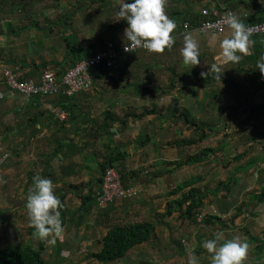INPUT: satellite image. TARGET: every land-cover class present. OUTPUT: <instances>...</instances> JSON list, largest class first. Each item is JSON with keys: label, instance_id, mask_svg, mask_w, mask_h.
I'll return each mask as SVG.
<instances>
[{"label": "crops", "instance_id": "1", "mask_svg": "<svg viewBox=\"0 0 264 264\" xmlns=\"http://www.w3.org/2000/svg\"><path fill=\"white\" fill-rule=\"evenodd\" d=\"M63 1L65 0H59L56 4L49 2L47 9L41 11L40 14L43 17L45 16V18L48 17L49 19H52L50 16L63 18L64 13H59L62 9V5L68 4V8L73 7V4L69 5V2ZM190 1L193 2L190 3L193 4V9L195 11H199L202 4L206 2H208L207 4H213L215 0H166V14L176 21V28L172 33L175 38V42L171 48H165L163 52L159 53L145 50L123 54L118 60V66L115 72V76L117 75L116 79L110 82H104L102 79L97 78L93 81L92 86L89 89L82 90L70 97V100L67 103V105L70 106V109H65L56 104L55 100L53 101L54 97L47 99L41 98V102L39 103V112L41 111L43 113L39 116V133H48L47 140L50 138L52 139L50 141L53 142V147L55 146L54 142L56 139L64 137H68L69 141H73L75 143L74 149L72 146L64 148L63 151H59L58 149V155L53 156L51 160L48 159L47 155L52 151L53 147L49 151L39 152V168L44 170L47 167L46 163L50 164V174H46L43 177L51 178L50 176L53 175V177L56 178L53 184L60 185V183L62 184L63 182V185L65 184L70 186L74 183H67L64 179L68 177L73 178L75 175L81 174V180H84V182L80 184V187L82 184L84 185V192L88 190L87 184L88 182L91 183V180H94L92 187L96 188L95 179H97L98 176H96L97 178L93 176L91 179V176L86 173L90 170L93 171L94 169L88 165L89 162L88 159H86V156L90 154L94 162H96L97 167H99V164L103 160V157L100 156V154L105 152V150L90 149L91 151H88L86 150L84 143L87 138H91L96 134L93 131L99 128L98 123L102 120L106 109H110L112 113L121 116L128 108H135L138 113L142 112L145 107L148 109H155V112L147 113L140 118L131 117L128 122V128L126 130L127 133L121 134L117 131V123H115L112 126L111 133L108 135L104 134L99 137L100 143H102L101 139H103V142H105L103 144L111 145L110 142H114L120 143V147H122V149L126 147L128 155L122 162L125 168H141V166L146 167L150 163V168H145L143 170L145 173L152 168L155 169V166L152 164L157 161L173 160L178 158L175 154L177 153L178 148L175 145L170 144V141L172 140H168L169 138H167L163 141L162 138L165 137L164 133L163 137H161L160 133H157L156 131L161 130V128L166 125L162 124L156 126L154 122L157 123L160 117L166 116L165 119L170 120L169 126H172V129L169 128V130H171L172 133H174L177 128L172 125L173 123L171 121H175L176 123L181 122V127L184 124L185 127L188 128L189 124L181 121L182 113H185L187 117H192L191 119L189 118L191 121L194 118L197 123L196 118L191 113L187 112L194 110V107L204 105L203 102L206 95L204 92L205 88H213H208L209 85H206L202 81V73H213L214 70L218 72L222 71V69L228 68L229 73L236 72V74H240L239 76L242 75L237 68L236 62L221 63L218 65V68L213 67L217 65V62H219V41L228 34V28H225V30L221 33H212L198 28L196 24L191 25L188 21L185 22L188 23L189 28H184L183 12L185 6L188 5V2ZM11 4L12 2L7 6L11 7ZM78 5L82 7V11H89L93 15V11H97V14H100V19L104 20V22L97 24H104L105 27H107L103 31L99 30V32H96L95 36L90 38H87L85 35L90 30H83L84 34L81 35V37L84 36L85 40L93 41L97 37L102 36L106 41L111 40L117 43L127 41H124L123 39L124 29L127 27V21L118 17L117 9L120 6L118 0H82ZM78 5L73 8V11H79ZM55 11H57V13L52 16V13ZM243 12L245 11L243 10ZM95 16L97 18V15ZM88 17L91 18L90 13L88 14ZM97 24H90V26ZM89 28L91 29V27ZM66 33H72L71 29H69ZM188 35L195 39L200 48V63L193 67L191 64H185L183 62L181 53V50L184 47V39ZM0 45L3 46L4 42L0 43ZM45 48H39V59H62L60 54H64V52L57 53L56 50L54 54L47 50L44 57L41 52H43ZM31 49L32 48H29V50ZM251 50H253V47H250V51ZM27 51L28 47L26 48L25 53ZM0 62L2 61L0 60ZM214 81L217 82V88H221L222 91L220 94L222 96L220 100L207 99V104H218V109H220V111L211 112L209 107L206 112H201L195 109L194 111L197 114L196 115L194 113L195 116L206 115L205 120L200 121L202 126L201 128H205L204 130L209 132L208 128L212 127L214 124H218L219 126L224 125L219 124V122L216 121H222L221 118H224L225 121H229V119L232 118L231 116L233 115V112H230L228 105H235V107H237L240 111L239 118L234 123L237 128L236 133L231 127L233 133L232 131L231 133L219 131V133L208 134H211V136L213 135L212 138L214 137L216 142L217 140H220L222 136H225L219 144L222 146L229 145L230 148L234 146L233 150H237L236 153H241L245 148L249 149L251 146H254L250 153L244 156L245 160L240 161V163L247 162L253 155H259L261 158H264V146L260 143L259 139L260 133L250 132L252 123L254 122L263 123V127L260 131H264V116L259 114L257 115L256 112L253 115H250L251 117L244 115L247 113L246 108H249L250 104L262 103L264 101V96L258 91H255V94H252L254 91L253 88L255 89L256 87L255 85L251 86L252 90L248 92L247 98H245L242 95L232 93L231 87L227 86L225 79L219 80L218 78H215ZM219 82L223 84V87H219L221 86ZM146 87H148V90L144 89ZM4 100L8 106L5 108V112H7L6 116H9V114H11L10 111L12 104L15 105L12 108L13 111L15 109L21 111V109H23L22 106L26 105V100H28V98L19 94H13L11 97H7ZM172 106H175L173 115H166V109L168 110ZM224 106L226 107L222 109ZM51 108H60L69 112V118L68 121L66 120L65 126L62 127L57 122L58 119L56 117L54 118ZM21 114H25V112H22ZM51 114L53 116H51ZM178 116L180 118H178ZM208 117H210L211 121L208 120ZM59 121L61 122L63 120ZM222 123L224 122L222 121ZM115 130L116 132H114ZM152 130L156 132L154 133L158 142L156 145H152L148 142L147 144L140 146L137 142H130V140L125 141L128 134H132V139H136L140 132L148 133ZM204 140H207V138ZM174 147L175 152L172 151V148ZM157 149L162 150V153L165 156H160V154L156 153ZM2 159L3 157L0 158V163ZM119 164L122 165L121 163ZM261 165L262 167L260 169L262 172L251 169V172L241 175L235 185L230 189L226 198H221L219 196V198L216 199H207V201L210 200V202L207 203L205 207L207 212L220 216L225 221L227 220L226 222L229 226L225 230H222L224 232V239L226 238L227 233L229 239L239 237L241 240H246L248 242L249 249L245 260V263L247 264H264V254L262 253V251H264V197L260 199L255 198L256 192L259 193L261 188L264 187V162L261 163ZM54 167H57L58 171H56ZM180 169L187 170V167L183 166L182 168L177 169V171ZM182 174L184 175V173ZM184 176L188 178L187 174ZM162 177L165 178V176L156 177L149 184L142 182L141 188L145 192V195L134 199V202L132 201L134 203L133 205L135 206V203L137 202V206H141V202H144L147 199L146 196L149 194V189L154 188L156 186V182L159 183L163 180ZM186 178H183L181 181ZM157 195L158 193L154 197L151 195V198L155 201L158 198ZM241 201L246 203V210H244L242 214L237 215L231 222L230 216L235 212L236 207L241 203ZM123 203L124 202H122L121 205ZM126 206L127 203L125 207ZM154 207L158 211H163V208H161V210L159 209V207H161V202H158ZM163 207H165V204ZM121 208L123 209L124 207ZM96 209H98V207L94 206L93 211ZM244 213H247V215ZM172 216H174V214ZM164 221L168 222L166 218ZM68 230L69 229H66L65 231ZM244 231H247L251 236H247ZM68 240L71 239L64 238L65 242Z\"/></svg>", "mask_w": 264, "mask_h": 264}, {"label": "trees", "instance_id": "2", "mask_svg": "<svg viewBox=\"0 0 264 264\" xmlns=\"http://www.w3.org/2000/svg\"><path fill=\"white\" fill-rule=\"evenodd\" d=\"M21 1V2H20ZM38 1H43V0H18L15 2V0H12V4L10 10H18L19 13L23 12L25 14L24 16H27L31 12V5H33L35 2ZM82 0H80L79 3H81ZM94 1V0H93ZM78 3V4H79ZM189 4L185 6L184 12H183V19L184 22L188 21L191 25L196 24L197 26L200 25L202 20H205L208 18V16L203 15L200 13L201 9L203 7H208L210 5L207 4L208 2L202 4L200 10L195 11L193 9V2H188ZM8 0H0V9L4 5H8ZM16 4V5H15ZM214 4L218 9L224 10V8H231L233 11V14H235L240 20H242L245 25H250L254 23H258L264 20V5H261L255 0H215ZM79 8L82 9L80 5H78ZM224 6V7H223ZM245 11V15H240L241 11ZM74 12V11H73ZM73 12H70L68 15H65L64 18H58L60 22L58 24H62L63 27L59 28L60 31V38L63 39L64 44H65V52L62 56L61 60L57 59H50V60H45V59H40L38 63H36L34 60H31L30 62H25L14 60L12 57H9V59L4 60V62H12L16 67H14V71L18 74L17 78L20 81H24L26 79H35L38 80L39 77H41L42 73L45 70H53L51 68H54V72L56 74V79L57 82H61L62 77L65 73V71L74 65H76L79 61L86 59L90 57L91 55H94L97 53L99 50H102L106 47L107 41L102 38V37H97L94 41L84 44L82 43V40L84 39V36L81 37L78 32L75 31V28H70L72 33L67 34V30L70 27L68 24L72 20ZM49 23L52 26H54L57 23V20L54 21V19H49ZM1 21V18H0ZM10 21H7L3 24L2 26L8 27V30H6V33H12L13 29L12 24L9 23ZM36 21H31L29 25L26 26H35L38 28L37 24H35ZM183 22V25H184ZM0 25V35L4 34V31L2 30V26ZM49 25V26H50ZM103 26H101L102 28ZM53 28V27H52ZM54 29V28H53ZM66 30V31H65ZM101 30V29H100ZM70 35L76 37V39H69ZM78 38V39H77ZM74 40V41H73ZM250 40L252 41V47L253 50L247 54H241V59L239 62H236L237 68L239 69V72L243 75H245V80L246 78L251 81L252 84H254L256 87L253 90L258 91L264 96V77H262L260 71L256 69V63L257 60L261 58L262 55H264V33L263 34H258L254 33L250 35ZM111 41V40H108ZM127 42V41H126ZM122 43H115L116 47H119L123 44ZM140 51V50H136ZM135 52V51H133ZM130 53V52H126ZM125 51H121L120 56L123 54H126ZM119 60V59H118ZM3 64L2 66H4ZM9 66V64H6ZM117 70V67L113 66H107L104 61L101 62V64L92 66L89 68V72L92 78V83L94 80L97 78L102 79L104 82H110L116 79L115 72ZM221 73H212V72H204L203 74V79L209 78L215 80V78H218L219 80L225 79V76L222 77ZM259 78V82H256V79ZM232 83H234V78L229 77ZM209 80L207 79L206 81H203L206 85H208ZM241 84V83H240ZM92 86V85H91ZM173 86V85H172ZM64 88V87H63ZM145 90H148V87L144 88ZM87 90V89H83ZM163 90V89H162ZM214 91L212 94V99H217L220 100L221 98V88H212ZM252 89H249L246 91L245 98H247L248 92H250ZM82 91V90H80ZM79 91V92H80ZM163 92V91H162ZM78 93V92H77ZM74 95V94H72ZM72 95H66L62 92L58 93L55 96H46V95H32L31 97L26 100V105L22 106L23 109L17 110L15 109L18 113V115H21L22 112L28 113V119L26 122L23 124L18 123V129L16 134L24 135V130L25 128L30 127V133H27L25 135V140L27 142H20L17 141L15 144H23L26 145L28 142L31 141L32 138H34L37 135V132H39V116L43 112H39V103L41 102V98H51L54 97L53 101L55 100V103L60 105L61 107L65 109H70V106L67 105V103L70 100V97ZM6 99L5 96L0 95V101H4ZM249 109V110H248ZM24 110V111H22ZM31 110H34L30 113ZM137 110L135 108H128L124 111V114L121 115H116L111 112L110 109H106L103 114L102 120L98 123V129L93 131L96 133L93 137L94 140H97L100 136L104 134H109L111 133L112 126L117 123V131H119L121 134L126 133V130L128 128V122L131 117L133 118H140L141 116L147 114V113H152L155 112L154 108L148 109L145 107V109L138 113L136 112ZM246 111L248 113L247 117H251L250 115H253L255 112L258 115L264 116V101L262 103H254L250 104L249 108H246ZM190 113V112H187ZM49 114V113H48ZM54 115V114H53ZM51 114V116H53ZM183 115H186L185 113H182ZM50 116V114H49ZM55 118V116H54ZM69 118V116H68ZM68 118L66 119L68 121ZM178 118H180L178 116ZM192 117H187L185 118L184 122L191 125L192 127H200L195 119L191 121L190 119ZM60 119L57 120V122L63 127L65 126L66 121H59ZM224 125H222V128L217 124V129H214L213 127H209L208 130L211 133H219L220 129H224V132L226 133H231L230 127H232L230 124L235 123L236 120L233 118H230L229 121H223ZM227 122V123H225ZM219 124H223L222 122H219ZM38 125V126H37ZM219 126V127H218ZM9 128V127H8ZM196 130V129H195ZM116 132V130L114 131ZM200 128L199 131H195L194 135L197 134L198 137H193L190 139H176L170 141V144L175 145L177 148H179V151L181 153V146L186 145V144H192L195 143L197 140H202L204 139L208 133H203L201 132L200 134ZM233 133V131H232ZM259 139L260 143L263 144L264 146V131L259 132ZM10 133H3V135L0 137L2 141L8 140L11 138ZM24 140V139H22ZM24 140V141H25ZM50 140H52L50 138ZM136 142L140 145L143 146L148 143L149 141V135L146 134V132L140 133L136 137ZM8 142V141H6ZM55 146L53 147L52 151L47 155L48 159H52L53 156L58 155L59 151H63L64 148H68V146H72L73 149L75 147V143L73 141H69L68 137L64 138H59L56 139L54 142ZM9 144H12L9 143ZM8 144V145H9ZM85 146L88 145V140L84 143ZM104 149L105 152L100 154V156L103 157L102 162L99 164L100 167V173L97 174L98 176L97 179H95V184L96 188H93V183L87 184L88 190L86 192L83 191L84 185L82 184L81 187L80 185H75L72 184L68 186L67 188L62 187H55L54 192L56 196L60 199L63 207L60 208L61 212V220L64 224L67 226L68 221L65 220V218H69V220H72V224L77 227L81 225L82 223L86 222L88 220V216L90 213L93 211V207L97 206L98 208H105L102 209L101 214H106L108 215L109 212L114 208V203L112 202L107 205L106 207H99L97 204V193L101 187L102 181H103V175L105 172V169L108 166H119L118 163H121L124 161L125 157L128 155L127 150H120L117 148H114L113 150L111 149L109 144H104ZM227 145H219V147H213L211 145L209 146H204L199 149V151L188 154L187 156H182L180 158H175L173 160H162V161H157L156 163L152 164L155 167H159L155 169L152 174L147 173L144 179V182L146 184H149L151 181H153L156 177L160 176H168L173 173L174 170H177L179 168H182L183 166L186 165H193V164H198L201 162L206 161L210 154L221 150L225 148ZM254 148V146H251L249 149L245 148L243 152L241 153H234L232 156H228V159L235 160L238 162L234 167L233 171L229 174V177L224 180V181H218L216 185L212 187H208L205 185L204 190H201L200 187L196 186V183L201 181L203 179V175L199 172L198 174H194L189 176L188 178L184 179L182 182L177 183L175 186L170 187V189L167 191V201L165 203V207L163 211H158L155 213L157 215L156 220H144V221H135V222H130L128 224L124 225H115L111 226L108 228L105 232V234L101 237L100 239V247L98 250L91 251L88 256L96 259L100 263H110L114 261H118L121 259H124L126 255L130 252V250L138 246L139 244H142L144 242H152L153 238L155 241H157V236L155 232L156 224L155 222L161 221L167 225H169L168 222L164 221V218L173 215L174 212H176L177 215H174V218H179V220H187L191 224L196 226V229L194 231L187 230L182 236H179L178 238L174 239V243L177 246V250L179 253L182 255L187 253V250H194L196 256L199 258V264H210V256H208V252L206 249L202 247V241L206 239H210L214 237V233L218 230H225L228 228L229 224L220 216H217L215 214H212L210 212H203L207 203L210 202V200L207 201V199H216L219 198H226L228 196V193L230 189L235 185V183L238 181L239 177L241 175H244L246 173L251 172L250 170L253 169L255 171H261V163L264 162V158H261V156L253 155L247 162L245 163H240V159L247 154L250 153V151ZM264 148V147H263ZM59 149V151H58ZM10 154H19V149L13 145L11 146V152ZM264 155V154H263ZM264 157V156H263ZM0 158H1V153H0ZM5 158V156H3ZM214 158H212L213 160ZM38 160V159H37ZM36 160V161H37ZM215 161V159H214ZM35 162V160H34ZM48 162V161H47ZM47 167L42 170L40 176H44L46 174H50V164L46 163ZM143 169L141 168H135V169H127L123 166H119V172L121 174V179L122 183L127 186H133L134 183L140 178V174ZM39 175V174H37ZM32 176V173L29 172V177ZM36 176V175H35ZM52 181L54 182L56 178L50 176ZM28 181L33 183V179L31 180L28 178ZM33 186V185H32ZM31 186V187H32ZM188 187V188H187ZM64 189V190H63ZM71 190L73 193L77 194V197L80 199V203L76 205L75 207H69L65 204L64 198L67 194V192ZM138 195V194H137ZM136 195V196H137ZM134 196V197H136ZM133 197V198H134ZM159 197V195H157ZM264 197V187L261 188V191L258 193L256 192L255 198L260 199ZM125 200V199H123ZM151 206L150 203H147ZM246 208V203H241L236 207L235 212L232 213L230 216V221L232 222L233 219L244 212ZM156 210V208H152ZM68 214V215H66ZM247 215V213H244ZM219 225V227H218ZM171 229V227H170ZM65 230V229H64ZM28 232L35 238H38L37 246H34L31 242V240H27L26 242H19L16 244L8 242L6 246L0 248V264H46L45 259L42 257V254L46 248V240L47 239H40L38 236H34V228L32 226L28 227ZM244 233L247 236H251L248 234L247 231H244ZM229 239L228 235L226 233V238ZM194 242V246L192 248H188L186 243L187 241H192ZM65 242V241H64ZM67 242V241H66ZM169 242V241H168ZM69 243V242H67ZM220 243H223V240L220 241ZM64 243H60L58 240H56L55 245L58 247H61L60 245H63ZM54 250H59V249H54ZM261 250V249H260ZM59 253V252H58ZM57 253V254H58ZM264 254V251H262ZM148 264H153L152 262L145 261ZM188 264V263H187ZM247 264V263H245Z\"/></svg>", "mask_w": 264, "mask_h": 264}, {"label": "rangeland", "instance_id": "3", "mask_svg": "<svg viewBox=\"0 0 264 264\" xmlns=\"http://www.w3.org/2000/svg\"><path fill=\"white\" fill-rule=\"evenodd\" d=\"M16 2L18 0H15ZM59 0H43L35 2L33 5H31V12L24 16L23 12H20L17 10H10V8L7 5H4L0 9V25L5 23L6 20L10 21L9 23L12 24L13 32L12 33H6L5 31L8 30V27L2 26V30L4 31L3 36L6 37V40L4 42V45H0V66L3 64H9L10 67L14 68L16 67L12 62H4V60L9 59V57H12L14 60L12 61H19L23 59L25 62H29L31 60H34L36 63L40 61L39 59V48L43 47L44 49L42 55L45 57V53L47 50H49L50 53L54 54L55 50L57 53L65 52V44L63 39L60 38V31L59 28H62L63 25L60 23V20L55 17L50 18L54 19V21L57 20V23L51 27L49 23V18L43 17L40 12L47 9V5H49V2H52L54 4L58 3ZM121 4L122 0H118ZM261 5H264V0H255ZM12 0H8V3H11ZM21 2V1H20ZM63 2H69V5L73 4V7L68 8V4H63L61 11L59 13H64L65 15H68L71 11H73V8L78 5L80 0H65ZM75 3V5H74ZM115 6V3H114ZM231 9V8H230ZM57 13V11L53 12L52 16H54ZM90 13L91 18L88 17V14ZM94 15L91 14L89 11H82L81 8H79V11H74L72 16V20L69 22V29L75 28V31L78 32V34L81 36L84 34L83 30L89 29L90 31L87 32L86 37L90 38L96 35V32H99L101 29L102 31L105 30L107 27H105L104 24L98 25L97 23H102L104 20H101L99 15L97 14V11H93ZM99 13V12H98ZM244 12L241 11L240 14H243ZM97 15V18L96 16ZM63 16V20L66 19ZM61 17V16H60ZM94 17V18H92ZM31 21H36L35 24H37L38 28L35 26H26L29 25ZM90 24H97V25H91ZM50 25V26H49ZM85 25V26H84ZM87 25V26H86ZM101 26H103L101 28ZM91 27V29L89 28ZM69 29H66L69 31ZM65 30V31H66ZM102 37V36H100ZM103 38V37H102ZM69 39H76V37L70 35ZM78 39V38H77ZM73 40V41H74ZM94 41V40H93ZM92 42L91 40H82V43L88 44ZM117 43V42H115ZM119 44V43H117ZM2 46V47H1ZM49 46V47H47ZM28 47V51L25 53L26 48ZM25 48V49H24ZM29 48H32L29 50ZM24 49V50H23ZM24 54V55H22ZM36 55V56H35ZM61 58L63 54H60ZM59 56V57H60ZM43 59V58H41ZM45 60H50L47 58H44ZM118 66V62H117ZM54 70V68H51ZM214 73H221L222 77L225 76V81L227 83V86L231 87L232 93H235L237 95H242L245 97L246 91L249 89H252L251 86L254 85L251 83L249 79L246 78H240L239 75L236 74V72L229 73L228 68L222 69V71H216L214 70ZM229 73V74H228ZM231 76V78L235 77L236 79L231 81L228 78ZM203 79V77H202ZM209 80L208 82V88H217V82L213 79L205 78L202 81ZM221 80V79H220ZM241 83V84H240ZM221 86L223 87V84L219 82ZM159 85V84H157ZM215 85V86H214ZM3 86V85H1ZM226 86V87H227ZM4 87V86H3ZM230 90V89H229ZM205 100L203 102L204 105L194 107V110L197 109L201 112H206L209 109H211V112H219L220 109H218V104H207V99H212L213 90L212 89H206L205 88ZM252 94H255V90L252 92ZM239 97V96H237ZM211 101V100H210ZM210 105V106H209ZM11 114L9 116H6L5 108L8 106L4 101H0V137L3 135V133H10L12 136L8 140L2 141L0 139V153L1 157L5 156V158L2 159L0 163V248L7 245L8 242L16 244L19 242H26L27 240H31L32 244L34 246H37V240L38 238L33 237L28 232V227L31 226L29 222V217L27 213V209L25 207L26 198L29 192V189L33 185L32 181L29 182L28 178L31 180L33 177L37 174L41 175L42 168H39V152L43 151H49L53 147V142L50 141V139L47 140L48 133H39L37 132V135L31 139L30 142H28L26 145L23 146V144H15L17 141L20 142H27L25 140V135L27 133H30V127L25 128L24 135L16 134V129H18V123L23 124L28 119V113L18 115L16 112L12 110V108L15 105H11ZM226 106L222 107L225 108ZM230 112H233V115L231 116L234 120H238L239 118V110L235 105H228ZM175 106L170 107V109H166V115L172 116L174 113ZM171 110V111H170ZM192 110L190 113L196 118L197 123L200 127H193L191 125H188V128L185 127L183 124L181 127V122L176 123L175 121H171L174 127H176V131L172 133L170 129H172V126L170 125V120L165 119L166 116H162L158 119V122L154 124L156 126L158 125H166L161 130H156L157 133H160V136L163 137V133L165 137H163V141L169 138L168 140H175V139H190L193 137L195 131H199L200 133H211L210 131L207 132L202 129L201 127V120H205V116H195V111ZM32 111H30L31 113ZM196 114V113H195ZM197 115V114H196ZM245 116L248 115V113L244 114ZM186 116L182 117V122L185 121ZM172 118V117H171ZM58 119V118H57ZM61 120V119H60ZM66 121V119H64ZM208 120H210V117H208ZM222 121H225L224 118H221ZM211 121V120H210ZM222 121H216V122H222ZM215 122V123H216ZM252 122V121H251ZM184 123V122H183ZM224 124V123H223ZM263 123L260 122H254L251 126V133H258L260 132V129L263 127ZM232 128L234 129L236 133V124L231 123L230 124ZM9 127V128H8ZM214 129H217V126L214 124L212 126ZM219 127V126H218ZM222 128V125H220ZM231 128V127H230ZM196 129V130H195ZM224 131V129L219 130ZM127 133V132H126ZM132 133V132H128ZM142 133V132H140ZM156 133L155 131H150L146 134L149 135V143L152 145H156L157 138L154 136ZM199 133V134H200ZM107 135V134H105ZM132 134H128L125 141L130 140V142H136L135 139H132ZM126 136V135H125ZM211 134H208L204 139L207 138V140H197L195 143L192 144H186L183 145L181 148V153L179 151V148L177 149V155L178 158L182 156H187L188 154L195 153L199 151L201 147L204 146H213V147H219V142H221L225 136H222L220 140H217V142L214 140L215 138ZM194 137H198L197 134L194 135ZM24 139V140H22ZM109 139V138H108ZM111 139V138H110ZM88 145L86 146V150L91 151L90 149H104V140L101 139V142H99V138L97 140H94V138H87ZM8 141V142H6ZM160 141V140H159ZM12 144H9L11 143ZM82 143V142H81ZM111 149L119 148L120 150H126V147L122 149L120 147V143H114L110 142ZM9 144V145H8ZM219 144V145H218ZM15 145L19 149V154H10L11 152V146ZM128 145V144H126ZM80 146V145H79ZM234 146L230 148L229 145L227 147L218 150L212 154H210L209 158L201 163L193 164V165H186V169H180V170H174L172 174L165 176L163 180H161L159 183L156 182V186L154 188L149 189V194L146 196V201L141 202V206H137V202L135 203V206L133 205L134 199L141 196L143 197L145 195V192L142 190V182L144 183V179L147 173L152 174V172L159 168L155 167L150 169L148 172H143L145 168H150V163L146 167H142L141 169V176L140 178L134 183L133 185H136L141 188L138 195L132 199H125L122 201H117L114 203V208L109 212L108 215L101 214L102 209L105 208H98L90 213L88 216L87 223L84 222L81 225L75 227L72 224V220H69V218H65V220L68 221L66 225L64 224V229H69L68 231L63 232V234L60 237H55L54 235H50L46 240V248L42 254V257L45 259L46 264H106V263H100L96 259H93L88 256V254L91 251L98 250L100 247V239L105 234L106 230L110 228L111 226L115 225H124L128 224L130 222L135 221H144V220H156L157 215L155 214L157 212V209H152L155 205H157L158 202H161V208L164 209V204L166 203V198L169 197L167 195V191L170 189V187L175 186L177 183L182 182L181 180L183 178H186L184 175H194L198 174L199 172L203 175V179L196 183V186L200 187L201 190H204L205 185L208 187H212L217 184L218 181H224L229 177V174L233 171V167L238 163L235 160L228 159V156H232L237 150H233ZM172 151L175 152V147L172 148ZM224 152V153H223ZM156 153L160 154V156H165L162 153V150L157 149ZM229 154V155H228ZM212 158L214 159L212 160ZM38 159V160H37ZM86 159H88V165L91 168H94L93 171L86 172L88 175L91 176V179L93 176L96 177V174L100 173V167H97L96 162L92 159L91 155L88 154L86 156ZM35 160V162H34ZM37 160V161H36ZM245 158L242 157L239 161H244ZM119 166H121L118 163ZM201 165V166H199ZM119 166H117L119 168ZM214 168V169H213ZM56 171H58L57 167H54ZM148 170V169H147ZM29 172L32 173V176L29 177ZM184 173V175L182 174ZM82 175L77 174L73 178H65V182L74 183L75 185H80L84 180H81ZM90 178V177H89ZM81 180V181H80ZM92 183L94 180H91ZM94 184V183H93ZM67 188V185H63L60 183V185L54 184L55 187H62ZM146 187V184H145ZM188 188V187H187ZM64 190V189H63ZM160 195L157 200H153L152 197L156 196V194ZM155 194V195H154ZM168 199V198H167ZM133 201V202H132ZM64 202L69 207H75L80 202L79 198L77 197V194L73 193L71 190H69L64 198ZM124 202L122 205L121 203ZM127 203V208L125 207ZM129 203V204H128ZM147 203H150L151 206ZM159 205V204H158ZM109 206V205H108ZM97 207V206H96ZM121 207H124L123 209ZM107 208V207H106ZM155 208V207H154ZM206 211V208L203 212ZM68 215V214H66ZM174 215H177L176 212H174ZM165 220V218H164ZM166 220L168 221L169 225H165L161 221L155 222L156 228V236L157 241L153 238L152 242H144L142 244H139L138 246L133 247L130 252L126 255L124 259L110 262L107 264H148L145 261L152 262L153 264H187L188 263V253L182 255L178 252L177 246L174 243V239L178 238L179 236H182V232L189 230L194 231L196 229V226L191 224L187 220H179V218H174V216L170 215L166 217ZM171 227V229H170ZM66 232V233H65ZM64 238L71 239L67 242H64ZM61 239V240H59ZM63 239V240H62ZM56 240H58L60 243H64L63 245H60L61 247H58L55 245ZM54 241V242H53ZM169 241V242H168ZM188 248H192L194 246V242L187 241L186 243ZM59 249V250H54ZM59 252V253H58ZM58 253V254H57ZM208 256H211L210 253H208Z\"/></svg>", "mask_w": 264, "mask_h": 264}, {"label": "clouds", "instance_id": "4", "mask_svg": "<svg viewBox=\"0 0 264 264\" xmlns=\"http://www.w3.org/2000/svg\"><path fill=\"white\" fill-rule=\"evenodd\" d=\"M165 5L166 0H122L117 14L119 18L127 21L123 34L124 41H128L127 46L124 44L125 51L133 52L132 49L139 47L149 52L159 53L165 48L172 47L175 42L172 33L176 28V21L166 14ZM245 14L244 12L242 15ZM224 24L229 31L219 41V62L213 66L217 68L221 63L239 62L240 54L247 55L252 51H250L252 41L248 25L246 26L242 20L231 13L225 15ZM5 41L6 37L0 35V43ZM181 53L185 64H191L193 67L200 63L199 45L190 35L185 37ZM256 69L264 77V55L257 60ZM238 77L245 78V75ZM256 82H259V78ZM25 207L29 222L34 228V236L47 239L50 235L55 237L62 235L64 226L59 209L63 205L54 192V184L50 178L40 175L33 177V186L29 189ZM221 240L223 243H220ZM201 243L202 247L211 254L210 264H245L249 249L246 240H241L239 237L224 239V232L219 230L214 233L213 238L203 240ZM187 253L188 264H199V258L194 250H187Z\"/></svg>", "mask_w": 264, "mask_h": 264}, {"label": "built area", "instance_id": "5", "mask_svg": "<svg viewBox=\"0 0 264 264\" xmlns=\"http://www.w3.org/2000/svg\"><path fill=\"white\" fill-rule=\"evenodd\" d=\"M224 7V6H223ZM203 15L208 16L202 20L198 26L202 30L210 32H222L225 27L224 17L226 14H233L232 9H218L215 4L203 7L200 10ZM184 28H188V23L184 22ZM250 33H264V20L247 26ZM124 44L127 46L128 41L121 46L116 47L114 41H107L106 47L99 50L94 55L79 61L73 67L67 69L62 77L61 82H57L56 74L53 70H45L38 80L26 79L18 80V74L10 66H0V95L11 97L13 94H19L25 98L32 95L40 94L46 96H55L62 92L66 95L76 94L80 90L89 89L92 85V78L89 68L104 61L107 66L117 67L118 56L121 51H125ZM145 51L144 48H135L132 51ZM129 52V51H125ZM3 85V86H1ZM64 87V88H63ZM54 116L64 120L69 116V112L60 108H51ZM141 188L136 185L127 186L122 183L119 168L108 166L103 175L101 187L97 193V204L99 207H106L112 202L123 199H130L140 192Z\"/></svg>", "mask_w": 264, "mask_h": 264}]
</instances>
